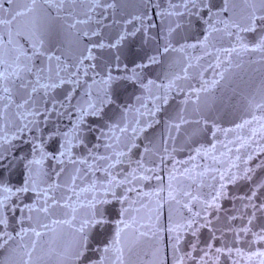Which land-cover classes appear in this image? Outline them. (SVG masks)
Segmentation results:
<instances>
[{
    "label": "snow or ice",
    "instance_id": "1",
    "mask_svg": "<svg viewBox=\"0 0 264 264\" xmlns=\"http://www.w3.org/2000/svg\"><path fill=\"white\" fill-rule=\"evenodd\" d=\"M251 54L264 0H0V264H264Z\"/></svg>",
    "mask_w": 264,
    "mask_h": 264
},
{
    "label": "water",
    "instance_id": "2",
    "mask_svg": "<svg viewBox=\"0 0 264 264\" xmlns=\"http://www.w3.org/2000/svg\"><path fill=\"white\" fill-rule=\"evenodd\" d=\"M121 2L125 5V7L129 12H132L135 11L138 0H121ZM137 51H139L138 44L133 47V52H137ZM239 63L241 66L233 70L232 79L236 84H239L243 87L244 89L243 95H247L248 92L252 91L256 86H258L261 79H264V65H262L259 62V56L255 54L241 56ZM246 118H249L246 116V109L241 103L238 102L235 107L231 108L226 113L222 112V114L218 117V122L221 127L225 129H229V128H234L236 123H240L242 119H246ZM245 135H247V133H245ZM230 138L234 139L235 137L233 134H230ZM209 141H212L211 133H207L206 136L200 137V143L194 145V147L199 148L201 145L205 147H210ZM213 142L217 143V146L220 147V144L222 142H225V137L221 135L220 141L218 142L213 141ZM221 151H225V150L221 148ZM244 151L245 150H242L241 155H243ZM187 158L188 156L186 151H182L176 156L177 160H186ZM197 163L207 166L208 164L211 163V161L198 160ZM177 167H179V165H177ZM256 179H264V171H258L256 174ZM247 187L248 186L246 184H240L235 189V191H237L238 194H243V192L247 191ZM146 190H150V189H146ZM223 206L225 210L230 213L233 208V203L231 201H224ZM233 223L239 226L240 221L239 219H237L236 221H233ZM221 224H223V221H221ZM207 238H208V233L205 231L201 234V242L207 240ZM224 239L230 241L231 239L230 234L226 235ZM221 243L222 241L219 239L216 241L217 246H220ZM6 255L7 253H5L3 250H0V260L4 259ZM260 259L261 258L259 257H253L252 264H258V261ZM221 264H230V262L225 261L224 258L221 257Z\"/></svg>",
    "mask_w": 264,
    "mask_h": 264
}]
</instances>
